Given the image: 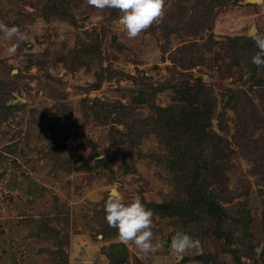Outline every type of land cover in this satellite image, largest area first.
Returning a JSON list of instances; mask_svg holds the SVG:
<instances>
[{"label": "rangeland", "instance_id": "1", "mask_svg": "<svg viewBox=\"0 0 264 264\" xmlns=\"http://www.w3.org/2000/svg\"><path fill=\"white\" fill-rule=\"evenodd\" d=\"M163 13L130 38L89 0H0L23 35L0 32V264H264V0ZM113 185L153 211L155 252L105 221Z\"/></svg>", "mask_w": 264, "mask_h": 264}, {"label": "clouds", "instance_id": "2", "mask_svg": "<svg viewBox=\"0 0 264 264\" xmlns=\"http://www.w3.org/2000/svg\"><path fill=\"white\" fill-rule=\"evenodd\" d=\"M89 3L97 9L116 8L120 10L119 23L123 26L130 38L136 37L140 32L148 28L153 22H159L163 16L165 0H89ZM0 32L6 39L18 36L23 39L17 25H7L0 22ZM258 51L252 57L256 65H264V34L256 31L250 32ZM16 45L9 47L8 51L14 53ZM103 159V153L97 156ZM153 211L147 208L139 198L124 202L119 192V186L113 185L104 201V218L107 224L117 230L118 238L122 243H133L143 253L155 252L158 245L153 240L151 225ZM201 245L198 238L192 237L183 230H177L169 241L171 252L183 255L192 250L198 254Z\"/></svg>", "mask_w": 264, "mask_h": 264}, {"label": "trees", "instance_id": "3", "mask_svg": "<svg viewBox=\"0 0 264 264\" xmlns=\"http://www.w3.org/2000/svg\"><path fill=\"white\" fill-rule=\"evenodd\" d=\"M207 113H208V111H207V112H204L205 119H206V117H207ZM208 140H209V138H208ZM199 143H200V142H199ZM199 143H198V144H199ZM182 144H183L184 146H186V148H187V152H188V153H190V152L192 151V148H193V146H194L193 141H183ZM204 146H205V145H204ZM200 147H201V149H202V145H200Z\"/></svg>", "mask_w": 264, "mask_h": 264}, {"label": "water", "instance_id": "4", "mask_svg": "<svg viewBox=\"0 0 264 264\" xmlns=\"http://www.w3.org/2000/svg\"><path fill=\"white\" fill-rule=\"evenodd\" d=\"M259 1V0H258ZM252 29L254 30V27H252ZM256 252H259V250H256Z\"/></svg>", "mask_w": 264, "mask_h": 264}]
</instances>
